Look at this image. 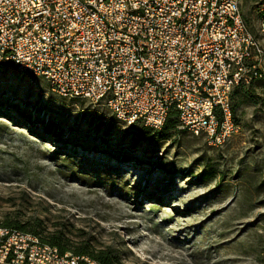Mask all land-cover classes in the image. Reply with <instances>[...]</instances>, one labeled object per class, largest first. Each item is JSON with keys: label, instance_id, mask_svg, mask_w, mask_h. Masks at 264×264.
I'll list each match as a JSON object with an SVG mask.
<instances>
[{"label": "rangeland", "instance_id": "1", "mask_svg": "<svg viewBox=\"0 0 264 264\" xmlns=\"http://www.w3.org/2000/svg\"><path fill=\"white\" fill-rule=\"evenodd\" d=\"M261 6L242 0L264 49ZM233 93L224 144L181 127L162 140L3 64L0 223L40 218L50 232L113 248L124 264H264V75ZM46 123L61 135H47Z\"/></svg>", "mask_w": 264, "mask_h": 264}, {"label": "built area", "instance_id": "2", "mask_svg": "<svg viewBox=\"0 0 264 264\" xmlns=\"http://www.w3.org/2000/svg\"><path fill=\"white\" fill-rule=\"evenodd\" d=\"M3 64L55 95L104 103L124 124L160 131L174 115L220 146L235 127L233 90L263 77L264 49L242 0H0ZM0 264L97 262L0 225Z\"/></svg>", "mask_w": 264, "mask_h": 264}, {"label": "trees", "instance_id": "3", "mask_svg": "<svg viewBox=\"0 0 264 264\" xmlns=\"http://www.w3.org/2000/svg\"><path fill=\"white\" fill-rule=\"evenodd\" d=\"M232 109L233 111L235 110L234 108ZM27 118L32 120L30 116ZM179 127L180 122L178 118L176 116L173 117V115L170 116L166 126L159 131V134H161L160 139L167 140L175 137L179 131ZM45 132L52 137L61 135L60 130L53 129L49 123L45 124ZM43 224V220L35 217H29L26 220L5 219L0 223L1 226L39 237L43 243L56 247L61 254L72 253L77 256H88L94 259L97 264H124L117 251L111 247L98 248L91 240H73L62 230L48 231Z\"/></svg>", "mask_w": 264, "mask_h": 264}]
</instances>
